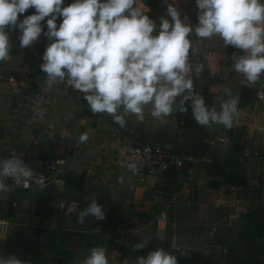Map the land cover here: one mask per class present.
I'll use <instances>...</instances> for the list:
<instances>
[{
  "label": "crops",
  "instance_id": "obj_1",
  "mask_svg": "<svg viewBox=\"0 0 264 264\" xmlns=\"http://www.w3.org/2000/svg\"><path fill=\"white\" fill-rule=\"evenodd\" d=\"M162 1L142 0V6L158 21L166 11L160 10L165 4ZM73 2L64 0V6ZM156 9L159 11L152 13ZM32 14L34 8L21 14L19 20ZM187 14L182 12V16ZM62 19H57L58 25ZM20 35L18 29L10 33L13 49L9 58L0 62V156L15 151L25 162L42 168L44 160L54 159L61 180L52 179L46 186L31 189L16 187L14 194L0 200V221L6 223L0 230V257L11 255L9 240L28 227L41 238L44 236L35 229L50 231L58 240V249L69 253L66 264H82L89 250L98 246L107 249L112 264H133L136 257L160 247L179 252V264H203L204 256L234 261L246 253L249 258L264 261V232L259 243L248 237L252 214L264 215V102L255 100L259 82L251 87L244 102L239 101L238 107L249 116L244 126L236 119L231 129L213 125L199 130L179 123V112L163 122L156 120L149 107L143 122L128 116L126 126L121 128L106 114L94 115L80 92L63 84L45 90V74L39 65L51 41L42 34L31 48L21 49ZM216 43L217 49L208 56L211 63L207 60L202 76L196 79L193 74V78L195 90L206 104L219 110L220 100L228 98L226 89L241 98L248 86L232 70L223 41L219 38ZM35 91L48 92L52 103L48 122L34 127L27 122L24 95ZM85 132L89 140L79 143ZM119 134L134 143H158L180 154L195 155L197 162L194 168H171L144 181L134 175L131 184L126 170L113 167L107 151ZM246 140L260 155L242 154ZM208 165L213 170L209 171ZM69 173L84 176L82 190L67 186L65 177ZM121 176L123 183L119 182ZM172 196L177 202L166 209ZM93 199L103 206L106 218L88 217L85 224H79L77 214ZM162 213L165 220L160 218ZM140 242L147 245L135 251L133 245ZM182 252L189 255L182 256ZM49 258L46 253L37 263L23 260L50 264Z\"/></svg>",
  "mask_w": 264,
  "mask_h": 264
},
{
  "label": "clouds",
  "instance_id": "obj_2",
  "mask_svg": "<svg viewBox=\"0 0 264 264\" xmlns=\"http://www.w3.org/2000/svg\"><path fill=\"white\" fill-rule=\"evenodd\" d=\"M196 6L198 24L194 26L173 3L167 4L157 21L145 11L142 0H75L66 7L64 0H0V62L13 49L11 32L20 31L21 49L31 48L43 34L51 41L39 65L45 74L44 89L63 84L80 92L94 115L106 114L123 128L128 116L143 122L146 108L150 107L152 118L163 122L175 112L188 113L190 105L198 125L231 129L240 114V97L226 89L228 98L220 100L219 110L206 104L195 90L190 56L199 46L191 36L219 37L225 48L241 50L242 54L231 56L232 70L253 86L264 76V0H196ZM30 8L35 14L19 20ZM46 17L44 31L41 22ZM59 17L63 19L58 25ZM205 59L211 63L210 57ZM203 71V64L196 65L195 78ZM88 140L87 132L79 137V143ZM127 168L138 172L136 163H128ZM33 172L15 151L0 156V200L14 194L21 183L27 187ZM123 181L121 176L119 182ZM88 217L106 218L97 199L77 214V222L83 225ZM146 245L140 242L133 248L141 251ZM0 264L30 262L11 254L0 257ZM82 264L112 262L107 249L98 246L89 250ZM133 264H179V260L160 247L136 257Z\"/></svg>",
  "mask_w": 264,
  "mask_h": 264
},
{
  "label": "built area",
  "instance_id": "obj_3",
  "mask_svg": "<svg viewBox=\"0 0 264 264\" xmlns=\"http://www.w3.org/2000/svg\"><path fill=\"white\" fill-rule=\"evenodd\" d=\"M219 37H214V42L212 40H200L195 41L198 49L191 54L190 59L193 64V70L195 71V66L198 64H203L204 69L207 67L206 56L214 52L217 45L216 41ZM216 43V44H215ZM10 81H14L13 77H10ZM255 100L257 102H264V76L261 77L258 83V89L255 94ZM52 96L46 91H35L30 94L24 95V105L28 110L27 122L31 126L45 125L48 122L49 114L51 111ZM240 114L237 118V122L243 126L248 123V113L243 109L239 108ZM147 149V151H146ZM107 151L111 154L112 165L116 169H122L127 171L128 182H134V175H138L140 181L146 180L147 177H156L169 168H183L190 166L194 168L197 162V157L192 154H180L165 145L158 143H134L127 140L123 135L119 134L113 143L108 145ZM242 154L248 155H260V152L254 150L248 140L244 141L242 145ZM136 163L138 167V172L133 174L128 170V163ZM43 169L47 171L50 178H47L41 172H33L32 178L28 181V186L24 187L23 183L16 186L22 189H31L35 185L46 186L50 180H61L60 179V169L57 161L54 159H46L43 161ZM11 183L12 181L9 180ZM176 196H172L166 204V209L174 206L176 204ZM160 218L165 220L166 216L164 213L160 215ZM6 223L0 221V230L4 229ZM58 244V241H56ZM50 264H58L56 259H52Z\"/></svg>",
  "mask_w": 264,
  "mask_h": 264
},
{
  "label": "trees",
  "instance_id": "obj_4",
  "mask_svg": "<svg viewBox=\"0 0 264 264\" xmlns=\"http://www.w3.org/2000/svg\"><path fill=\"white\" fill-rule=\"evenodd\" d=\"M147 3H151L155 0H145ZM47 19L45 18L44 21L41 22L42 27L44 31H47ZM225 52L228 56H232L233 53L241 54V50L235 49L232 46H228L225 48ZM28 57V54H27ZM189 111L188 113H179V123H181L184 126L197 128L199 130H204V127L198 125L191 113V107L188 105ZM179 153V152H177ZM174 168V167H171ZM169 168V169H171ZM209 171L213 170L211 165H208ZM168 169V170H169ZM167 170V171H168ZM233 183H241V185H246L245 182H236L234 180H229ZM65 182L67 186L80 191L83 189L85 184L84 176H76L72 173H69L65 177ZM251 224H250V234L248 237H251L253 242L259 243L262 239L263 232H264V215L253 213L251 216ZM38 233H41L44 237L41 238L38 236V234L33 233L30 228L23 227L18 232V237L14 238L13 240H9V254H15L21 259L29 258L30 261L33 263H37L38 261L42 260L44 255L46 253L50 254L49 260L56 259L58 264H66V257L68 256V251L66 249H58V244L56 241L52 238V236L49 234L50 231L46 229H35ZM119 248V247H118ZM121 249V248H120ZM124 250V249H121ZM169 252H172L178 257L179 263L181 262V258H179L178 254L179 252H176L175 249L169 248ZM198 255H201L198 253ZM204 263L203 264H264V261H260V259H252L247 256V253L244 255H241L239 257H236V259L233 260H227L226 262H222L220 260H217L213 257H203Z\"/></svg>",
  "mask_w": 264,
  "mask_h": 264
},
{
  "label": "rangeland",
  "instance_id": "obj_5",
  "mask_svg": "<svg viewBox=\"0 0 264 264\" xmlns=\"http://www.w3.org/2000/svg\"><path fill=\"white\" fill-rule=\"evenodd\" d=\"M163 1H165V2H163ZM163 1L161 3H165V4L160 7L161 11L166 10V6L168 3H173L174 5H176L177 7H179L181 9V14H182V12L188 13L187 17H188L191 24H193L194 26L198 24V15H197L198 9L196 6V0H175L176 3H174L173 0H163ZM152 11H153L152 13H155L156 11H159V10L156 9V10H152ZM192 36H191V39L195 43V41H197L198 38L196 36L192 38ZM212 42H214V38L212 39ZM215 48L217 49V45ZM193 74L195 75L194 70H193ZM251 87L252 86H248L247 88H245L246 92H244L242 94V97L240 98V103L244 102L247 99L246 96L249 95V93L252 91Z\"/></svg>",
  "mask_w": 264,
  "mask_h": 264
},
{
  "label": "water",
  "instance_id": "obj_6",
  "mask_svg": "<svg viewBox=\"0 0 264 264\" xmlns=\"http://www.w3.org/2000/svg\"><path fill=\"white\" fill-rule=\"evenodd\" d=\"M26 164H28L31 168L35 169L38 172H41L42 174H44L47 178H50V175L47 171H45V169H43L42 167H40L39 165H36L32 162H25Z\"/></svg>",
  "mask_w": 264,
  "mask_h": 264
}]
</instances>
